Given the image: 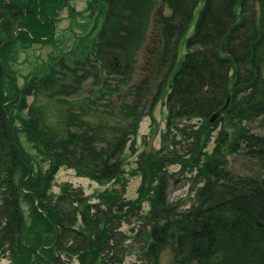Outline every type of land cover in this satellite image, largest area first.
<instances>
[{
	"label": "trees",
	"instance_id": "16d2710c",
	"mask_svg": "<svg viewBox=\"0 0 264 264\" xmlns=\"http://www.w3.org/2000/svg\"><path fill=\"white\" fill-rule=\"evenodd\" d=\"M70 1L0 0V244L16 235L15 245L10 240V249L16 248L15 264H29L37 248L44 255L43 264H56L54 237L60 248L70 239L83 240L81 264H98L102 249L99 260L105 262L100 264H116V249L112 261L104 254L110 241H117L111 231L119 226L118 207L126 204L128 210H139L146 200L143 222L152 237L146 264H160L159 253L165 249L166 264H264V176L234 174L225 166L227 155L241 148L264 165V135L243 123L264 118V0H88L89 19L82 31L72 33L75 45L67 46L56 41L54 28L63 8L73 11ZM200 3L185 39L186 51L177 62V47ZM164 5L169 12H160L155 26L161 46L154 63L163 70L155 96L165 95L168 129L175 120L204 119L194 134L191 157L143 152L136 201L112 190L89 205L79 193L71 194L70 189H78L66 182L53 199L49 181L61 166L100 182L122 172V150L145 114L125 101V93L114 104L105 98L101 108L98 100L112 93L106 85L108 76L119 78L121 85L131 81L135 36L148 24L152 8L161 11ZM75 14H70L72 19ZM42 45L51 47L45 58L36 53ZM20 55L30 68L24 75L18 73ZM101 72L100 87L85 93L83 83ZM150 79L144 77L137 91H148ZM213 115L212 121L221 120L225 126L208 153L204 144ZM171 163L196 170L195 201L187 208L168 199L171 173L164 166ZM68 194L75 195L74 201L66 202ZM24 196L47 231L53 232L52 241H39L36 249H25L21 243L19 200ZM35 198L47 217L32 206ZM78 202L84 206L81 213L87 224L81 232L72 224ZM37 257L34 261L42 262Z\"/></svg>",
	"mask_w": 264,
	"mask_h": 264
},
{
	"label": "rangeland",
	"instance_id": "374dc122",
	"mask_svg": "<svg viewBox=\"0 0 264 264\" xmlns=\"http://www.w3.org/2000/svg\"><path fill=\"white\" fill-rule=\"evenodd\" d=\"M87 1L88 0H71L69 2V5L70 7H72L73 11L70 12L68 8H63V11L59 12L58 16L60 15V18L54 28L56 30V41H62V43L67 46L69 44L73 46L75 45V38L73 37L72 33L74 32L75 35L78 32L82 31V28L85 26V22L89 19V11H85ZM200 6L201 3L194 11V16L188 26L186 34L180 40V43L177 47V62L181 59L186 51L185 39L192 32ZM164 7L165 5L163 7H160L159 10L161 11H158L157 8H152L148 24L144 26L142 30L135 36L136 41L138 40V42L137 47L133 51V54L135 55V61L133 62L134 75L131 81L126 85H121V83L119 82V78H116L114 75L108 76L106 85L107 87L113 89L112 93H106L98 100V107L101 108L102 101L105 103V98H108L110 100V103L114 104L116 103L119 96L122 97V95L125 93V101L129 104L136 105L138 107L137 111H142L145 114L139 121L136 134L131 136L130 139L127 140L122 150V159L125 162L122 165V172L118 173L117 176H114L111 179L103 180L100 182L85 175H78L72 168L61 166L57 171H55L53 177L49 181V183H51L49 194L53 199L60 193V187L63 182H66L68 184H71L73 188L78 189H70V193H79L80 196L84 197L83 201L89 205L97 203L101 194L111 192L112 190H115V192L119 196L123 197V199L125 200H129V202L136 201V191L141 183L139 158L143 152L150 153L151 151L160 150L161 154L171 157H191L192 153L190 150L193 151L192 147L196 139V136L194 134L203 124L204 119L199 117H192L190 119L184 118L175 120L172 124L174 126L168 129L165 95L160 94L159 96H155L154 86L155 84L159 83V80L161 79L160 76L163 71H160V69H156L154 63L156 62L155 56L161 46L160 41L156 39L157 32L155 26L157 25L159 14L163 13V10L165 11V13L169 12H167ZM73 12L78 13L74 15L75 19H72V17L70 16V14ZM81 41L82 40H80L77 44L79 49H81L82 47ZM50 48L51 47L48 45H42L38 49L36 48V53H40L42 57L45 58ZM17 67L22 72L21 73L18 71V73L23 75L26 74L28 70H30L24 55H20ZM148 76L151 78L148 83L149 90H141L140 92L137 91V89H139L140 81L144 77ZM102 77L103 73L101 72L98 73V76L97 78L95 77V80L89 79L84 82L83 87L85 93L86 91L98 89L100 87L99 83L101 82ZM18 80L22 82V79L20 77ZM135 101L137 102L134 103ZM152 101V108L150 110L151 115H149V113L147 114V112L150 109ZM243 123L251 131L260 135H264V118H262V116L244 121ZM210 124V129L208 128V133L210 134L208 140L204 144V150H207L208 153L212 150L215 144V139L218 137L219 132L225 126V124L221 120L212 121L210 122ZM200 137L201 142L204 138V135H201ZM23 143L28 151L34 152V150L29 146L27 142L23 141ZM203 159L204 156L201 157V160ZM225 166L234 174L256 177L264 176V165L258 159L251 158L246 155L243 148H241L238 153L228 154ZM42 167V170H45V168L47 167V162L43 163ZM164 169L171 173L169 175V182L167 186V196L169 201H181V208L189 207L195 201V168L190 166H182V163H171L165 165ZM34 170L36 171V167H34ZM37 173H35L34 175H36ZM116 187L119 190H117ZM120 192H123V194H121ZM24 193L29 192L27 190H24ZM105 195H109V193ZM74 197L75 195L70 196L68 194L66 202L74 201ZM28 201L29 200L25 196L20 197L19 200L22 212L20 229L24 232V235L21 238V243L26 246L25 249H36V245L39 241H44L45 244L46 242H50V239L52 241L53 232L47 231L45 225L42 223V220L36 215L34 208L32 209L31 202ZM68 204L70 208L69 211H71L69 212L71 216L73 202ZM34 205L36 207V210L41 213L42 216H48L47 213L39 205L38 198H35V200L33 201L32 206L34 207ZM148 206L149 203L144 200L141 207L138 208L139 210H128V206L126 204L120 208L118 207V209L120 210L117 216H120V222L116 221L115 223L116 225H119L116 228L119 234H117V231L115 230L111 231V235H115L117 241L113 238L112 241H110V244L106 246L107 249L105 250V252L107 253L104 254V257L106 258L105 260L108 261L109 259L107 258L109 257L110 261H112V257L113 255H115L113 254V252H116L114 251L115 249L117 250V257L116 255L114 257L116 264H140L141 260H146V251L149 243L152 240V237H150L149 235V226L146 227L145 222H143ZM75 209L78 211L76 212L74 210L73 214L74 217L77 218L75 219V221H73L72 224L77 228V231L81 232L82 228L87 225L84 222V219H86L85 215L81 213V211L84 210L82 202H78ZM144 227H146L148 231L146 230L141 233V230ZM86 230L87 227L86 229H84V232H86ZM108 231L110 232V230ZM111 235L109 236V238L111 237ZM16 237L17 236L15 235V237L13 236V239L7 238L4 243L0 244V264H15L16 254H14V250L16 248L14 250L10 249V240H13L12 244L15 245L14 238ZM56 239L57 237H54V243L57 241ZM54 243H52V253L54 254V257L55 255H57L58 262L56 264H81V244L85 243L83 240L75 242V240L70 239L69 241H65V244H62V248L58 247ZM28 246H34V248H30ZM75 246H78L81 249L73 251L72 249H74ZM51 248L52 247H50V249ZM102 251H104V249H102ZM101 252L99 253V257L103 258V254H101ZM31 254L32 260H28L29 264H43L44 258H41V255L42 257H44V255L42 254L41 249L37 248L36 254L33 252ZM35 255H38L37 258H41L42 262L34 261L33 257H35ZM99 257L98 264H100L101 262H105L104 259L103 261L99 260ZM159 257L160 264H166V261L168 259L166 249L159 253ZM19 264H22V261Z\"/></svg>",
	"mask_w": 264,
	"mask_h": 264
},
{
	"label": "water",
	"instance_id": "95a60500",
	"mask_svg": "<svg viewBox=\"0 0 264 264\" xmlns=\"http://www.w3.org/2000/svg\"><path fill=\"white\" fill-rule=\"evenodd\" d=\"M53 30V29H52ZM215 115L211 116L210 121H212L214 119Z\"/></svg>",
	"mask_w": 264,
	"mask_h": 264
}]
</instances>
